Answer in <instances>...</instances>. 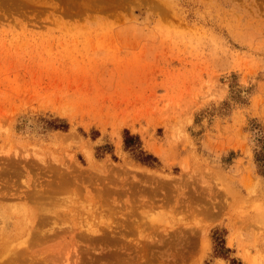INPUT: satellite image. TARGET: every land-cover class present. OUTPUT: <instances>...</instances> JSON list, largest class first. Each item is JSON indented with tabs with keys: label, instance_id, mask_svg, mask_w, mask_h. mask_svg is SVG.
Here are the masks:
<instances>
[{
	"label": "rangeland",
	"instance_id": "1",
	"mask_svg": "<svg viewBox=\"0 0 264 264\" xmlns=\"http://www.w3.org/2000/svg\"><path fill=\"white\" fill-rule=\"evenodd\" d=\"M259 149L264 0H0L5 260L264 264Z\"/></svg>",
	"mask_w": 264,
	"mask_h": 264
},
{
	"label": "trees",
	"instance_id": "2",
	"mask_svg": "<svg viewBox=\"0 0 264 264\" xmlns=\"http://www.w3.org/2000/svg\"><path fill=\"white\" fill-rule=\"evenodd\" d=\"M65 126V125H63ZM125 144L127 147H131V149L135 150L137 154L143 159V160H149L150 158H153V155L146 153L143 149H141V140L140 137L131 134L129 131H126L125 136ZM256 160L260 165L262 164V161L264 160V151L263 149H259L256 151Z\"/></svg>",
	"mask_w": 264,
	"mask_h": 264
},
{
	"label": "bare ground",
	"instance_id": "3",
	"mask_svg": "<svg viewBox=\"0 0 264 264\" xmlns=\"http://www.w3.org/2000/svg\"><path fill=\"white\" fill-rule=\"evenodd\" d=\"M57 203H59V202H57ZM7 250V248L6 247H4V248H2V251L4 252V251H6ZM7 252H8V250H7ZM6 252V253H7ZM1 256H0V264H14V263H12V261H15L16 259H18L19 257H22L21 255H19V253H17V254H14V256H12L11 258H9V260H10V262L9 261H7V260H5L4 259V254H0ZM22 255H24V254H22ZM38 257L39 258H42V255L41 254H38ZM252 259V258H251ZM5 260V261H4ZM251 261V260H250ZM15 264H18V263H15ZM250 264H254V262H250Z\"/></svg>",
	"mask_w": 264,
	"mask_h": 264
}]
</instances>
